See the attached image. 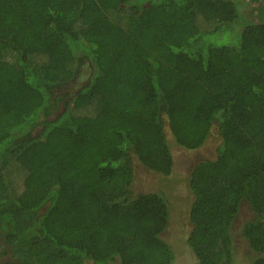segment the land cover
<instances>
[{"label":"trees","instance_id":"1","mask_svg":"<svg viewBox=\"0 0 264 264\" xmlns=\"http://www.w3.org/2000/svg\"><path fill=\"white\" fill-rule=\"evenodd\" d=\"M246 3L264 6L0 0V264H173L167 198L133 193V169L169 176L172 146L212 134L187 178L192 264H234L241 201L264 264V22Z\"/></svg>","mask_w":264,"mask_h":264},{"label":"rangeland","instance_id":"2","mask_svg":"<svg viewBox=\"0 0 264 264\" xmlns=\"http://www.w3.org/2000/svg\"><path fill=\"white\" fill-rule=\"evenodd\" d=\"M242 12L246 14L247 20L250 22H264L263 5L252 6L246 3L242 8ZM198 24L202 28L208 26V23H203L202 21H199ZM49 35L50 33H48ZM211 38L214 42L221 44L230 40L228 36L222 35H213ZM88 72V66L85 64L81 67L80 76L76 82L68 85L65 90L60 92V95L71 93L83 85L87 81ZM217 142L218 137L212 134L204 146L197 150L189 151L178 146H172L174 165L173 171L169 176H162L155 172L147 171L139 165L134 166L130 183V190L133 193L163 191L167 198L169 218L167 226L161 233V237L170 245L175 254L173 264H192L193 258L185 244V238L191 227L188 213L192 202L187 178L194 163L213 157ZM34 194H37L36 191ZM254 219L255 214L248 203L241 201L231 228L234 264H250L253 252L249 249L247 240L242 232L244 226Z\"/></svg>","mask_w":264,"mask_h":264}]
</instances>
